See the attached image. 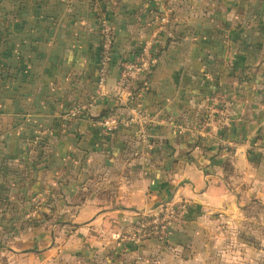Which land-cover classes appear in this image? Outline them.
<instances>
[{
  "label": "crops",
  "instance_id": "obj_1",
  "mask_svg": "<svg viewBox=\"0 0 264 264\" xmlns=\"http://www.w3.org/2000/svg\"><path fill=\"white\" fill-rule=\"evenodd\" d=\"M103 17L117 37L104 88ZM159 26L137 91L148 144L132 123L104 133L95 119L137 99L121 63ZM180 200L187 224L166 242L128 241ZM255 215L264 227V0H0V264L57 262V226L81 264H260Z\"/></svg>",
  "mask_w": 264,
  "mask_h": 264
},
{
  "label": "built area",
  "instance_id": "obj_2",
  "mask_svg": "<svg viewBox=\"0 0 264 264\" xmlns=\"http://www.w3.org/2000/svg\"><path fill=\"white\" fill-rule=\"evenodd\" d=\"M114 6L118 5V0H113ZM160 26L166 23V20L158 21ZM160 26L155 29L149 42L141 53L121 63V74L118 81L121 93L128 95L129 98L136 101L133 102L135 106L131 108L129 114L124 115H109L100 122V127L104 133H112L116 131L120 125L124 123H132L136 126L139 135L142 136L141 144H148L147 126L149 119L144 115L139 100L142 98L141 92H135L140 84H145L147 77L150 75L154 58L156 54V47L159 43ZM100 35L102 42V55L99 60V85L106 87L109 80L110 68L113 64L114 52L116 47V30L114 25L107 17H103L100 23ZM143 92V91H142ZM143 112V113H142ZM192 205L184 200L178 202H171L161 205L157 212L146 214L142 217L138 229L133 232L128 241L137 246L149 240H158L166 242L171 228L177 226H185L187 224V216ZM138 258L136 263H140Z\"/></svg>",
  "mask_w": 264,
  "mask_h": 264
},
{
  "label": "rangeland",
  "instance_id": "obj_3",
  "mask_svg": "<svg viewBox=\"0 0 264 264\" xmlns=\"http://www.w3.org/2000/svg\"><path fill=\"white\" fill-rule=\"evenodd\" d=\"M60 215H61V212L57 211V217L56 218H59ZM254 217H255V219H254V221H252L251 224L245 225V227H247V230H248L247 232L250 234L246 238L248 240L249 239L251 240L248 243L251 246V248H253L254 250H257V248L259 250H264V238L262 240L260 238L257 239L256 237L253 238V236H255V234L257 236V233H256L257 230H258V232H260L259 236L264 237V227L262 225H260V222L257 221V216L255 215ZM262 217H263L262 215H259V218H262ZM224 227L226 228V231H227V223L226 222L217 226L216 232L222 234L224 232V229H223ZM231 230L234 231L235 228L233 226H231ZM72 231H73V229H69V228L65 229L63 227L57 226V228H56V235L58 236L57 246H58V248H60V250H59L60 257H59L57 262L53 261V262H48L45 264H64V263L81 264L82 263V259H80L79 257H81L82 248H84V247L76 246L73 249V252H71L70 250L65 248V245L69 242ZM241 233H242V230L240 229L238 236H241ZM225 238H226V241H222V239H221L220 243H218V246L221 244H224L225 247L227 248V233H226ZM225 253L227 256V249L225 250ZM225 260H227V257L225 258ZM230 260H233V258ZM247 260H253V259L247 258ZM108 262L109 261H106L107 264H109ZM260 264H264V262H261Z\"/></svg>",
  "mask_w": 264,
  "mask_h": 264
},
{
  "label": "trees",
  "instance_id": "obj_4",
  "mask_svg": "<svg viewBox=\"0 0 264 264\" xmlns=\"http://www.w3.org/2000/svg\"><path fill=\"white\" fill-rule=\"evenodd\" d=\"M159 40H160V37H159ZM114 56H115V52H114ZM113 62H114V58H113ZM98 70H99V67H98ZM148 78H149V76L147 77V79H148ZM108 81H109V80H108ZM138 89H139V87H138ZM138 89H137L135 92H137ZM109 115L116 116L115 113H114V114H103V115L97 117V118L95 119V121H97V122H101L102 120H104L105 118H107ZM135 247H136V246H135ZM132 249H133V253H134V257H135V252L137 251L138 246H137V249L134 248V247H133Z\"/></svg>",
  "mask_w": 264,
  "mask_h": 264
}]
</instances>
